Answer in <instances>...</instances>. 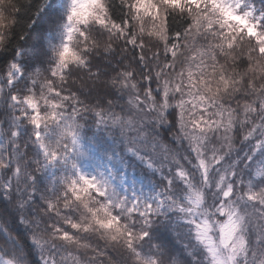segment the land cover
<instances>
[{"label":"snow or ice","instance_id":"1","mask_svg":"<svg viewBox=\"0 0 264 264\" xmlns=\"http://www.w3.org/2000/svg\"><path fill=\"white\" fill-rule=\"evenodd\" d=\"M0 264H264V0H0Z\"/></svg>","mask_w":264,"mask_h":264}]
</instances>
